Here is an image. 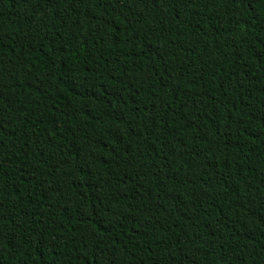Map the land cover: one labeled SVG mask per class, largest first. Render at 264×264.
Wrapping results in <instances>:
<instances>
[{
    "label": "trees",
    "instance_id": "16d2710c",
    "mask_svg": "<svg viewBox=\"0 0 264 264\" xmlns=\"http://www.w3.org/2000/svg\"><path fill=\"white\" fill-rule=\"evenodd\" d=\"M0 264H264V0H0Z\"/></svg>",
    "mask_w": 264,
    "mask_h": 264
}]
</instances>
